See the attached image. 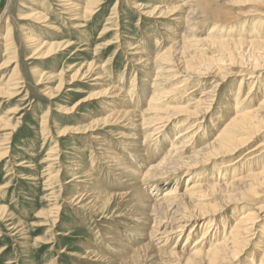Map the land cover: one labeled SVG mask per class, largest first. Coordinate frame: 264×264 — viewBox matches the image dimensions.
Listing matches in <instances>:
<instances>
[{
	"label": "rangeland",
	"instance_id": "obj_1",
	"mask_svg": "<svg viewBox=\"0 0 264 264\" xmlns=\"http://www.w3.org/2000/svg\"><path fill=\"white\" fill-rule=\"evenodd\" d=\"M158 2L166 6L163 0H0V264H118L123 253L116 245L121 247L122 244H116L111 238L116 237L126 243L134 237V233H129L125 225L131 221L129 216L133 214V209H139L130 207V201L136 197L133 194L126 197L116 195L107 208H96L92 214L79 207L89 198L91 188L96 185L111 193L124 192L128 187L129 182L116 178L113 171L102 166V160L94 155L100 154L110 144L126 165L130 166L128 162L134 161L136 168L146 164V170L157 165V169L150 172H160L162 177H145L138 189L153 197L162 196L164 191L176 186L180 191L184 190L188 174L180 179L165 170L168 164H159L164 158L163 152L168 146L171 147L167 141L173 139L175 143L174 137L169 140L156 139V142H150L152 145H142L141 150L144 149V152L139 150L142 156L130 153L131 148L136 150L137 147L125 148L119 143L120 135L132 139L135 133L142 135L145 132L136 120L147 114L143 111L147 107L145 97L148 94L139 93L135 89L140 85L132 86L130 83L132 77L137 76L139 65L136 64L140 63L138 58L141 55L137 49H140L141 44L152 58L159 56L161 60L171 56L175 59L180 46L170 48L169 41H166L170 34L162 28H171L178 35L185 33L171 19L187 15L183 26H187L190 31L184 34L183 40L188 42L187 45L199 40L204 45L200 49L208 56L217 55V52L213 53L214 50L221 52L226 48L225 44L219 42V46H214L206 37L213 35L215 38L229 37L236 40L242 28L241 23L259 17L257 12L264 6V0H183L168 5L170 8L162 17L151 10ZM68 3H74L75 8L71 10ZM86 8L93 10L81 17ZM261 18L264 21V17ZM215 24L219 27L210 33ZM47 25L53 29L47 28ZM225 31H233V35H227ZM260 32L264 34V28ZM11 35L13 40L9 41ZM244 35L249 36L246 32ZM34 37L35 40L44 39L64 45L46 53V48L37 46L38 43L31 40ZM260 38L263 40L260 44L263 45L259 44V48L248 47L251 45L246 42L243 45L233 43L235 63L228 60L217 65L215 68L219 72V80L214 84L204 82L195 87L197 79L185 74L175 77L177 81L187 79L186 86L192 87L189 91L193 93H182V89L171 91V98L182 100L171 101L163 111H176V108L168 109L174 104L182 105L183 109H193V102L202 96L201 92L212 87L214 90V86L219 83L215 99L202 114L203 128L197 138L198 147L194 146L193 150L213 140L217 129L231 115L230 105L238 101L240 90L241 95H248L252 102L251 108L262 102L264 70L254 79L256 83L252 93L247 94L253 84H249L248 77L242 79L243 73L247 74V68L243 66L244 60L241 58L242 49L253 51L264 47V36ZM111 42L116 43L108 47L107 44ZM132 48L135 51L129 50ZM193 62L198 63L199 60L194 59ZM91 64L106 66L107 87L123 84L118 87L124 89L123 92L129 93L130 88L136 91L127 97H117L124 99L121 101L124 104L135 103L134 107L131 106L134 112L111 117L116 118L112 125L106 123L110 118L105 121L96 119L105 115L104 110L112 108L105 101L114 100L113 97L103 95L106 87L88 85L89 78H80L82 71ZM154 66L167 68L165 64ZM151 71L149 65L146 73ZM74 77L76 81L70 83ZM177 81L172 80L173 83ZM172 84L171 87H174ZM88 97L93 99L74 106L79 100ZM101 104L106 109L100 108ZM119 107L126 109L129 106ZM172 130L169 127L166 132L172 136ZM259 142L264 144V133L258 135L251 146L255 147ZM259 154L257 151L252 156ZM93 157L94 160H100L96 165L91 164ZM260 159L257 162L264 164V154L260 155ZM219 162L204 165L198 173L209 178L213 165L218 166ZM249 164L242 167L243 174L248 175L258 169L255 161L251 163V169L248 168ZM251 180L245 184L251 186ZM244 200L228 208L224 204L210 202L216 211L220 207L214 225L219 229L224 224L230 227L246 208L262 211V218L259 219L260 222L264 221V194ZM203 231L201 229V233ZM104 232L107 234L103 235ZM185 239H179L178 244L184 245ZM263 239L264 236L259 234V238L248 246L244 258L254 257ZM172 242L171 245L176 241ZM159 258V264H167L172 260L168 254ZM151 262L144 260L140 264Z\"/></svg>",
	"mask_w": 264,
	"mask_h": 264
},
{
	"label": "bare ground",
	"instance_id": "obj_2",
	"mask_svg": "<svg viewBox=\"0 0 264 264\" xmlns=\"http://www.w3.org/2000/svg\"><path fill=\"white\" fill-rule=\"evenodd\" d=\"M163 1L166 2V6L160 5L161 2H158L151 8L152 13L156 12L160 14L158 17H162L163 14L166 13L165 11L170 8L168 5H174L175 2H183V0ZM68 4L71 10L75 8L74 3L73 5H70V3ZM92 10L93 8L91 10L86 8L84 14H81V17L87 15V12L91 13ZM257 15H259V17L255 16L241 23L242 28L239 30V37L236 36V40H234L235 38L229 37L221 39L218 37L215 38L213 35L210 38L206 37L214 46H219V42H222L226 46L221 52L214 50L213 53L217 52V55L214 56H208L200 49L204 46L200 43L201 41L198 40V42L194 44H190L189 42L187 45L188 42L183 40L184 34L190 31L187 26H183V21L187 20V15L184 17L177 16L171 19L176 27L178 26V29L182 28L185 33L182 32L178 35L171 28H162L163 31L170 34L168 36L169 39L166 38V41H169V47L175 48L180 46L176 50L178 55L175 59H172L171 56H167L166 59L164 57L161 60L158 59L159 56L152 58L150 57V52L143 49L141 44V47L139 46L140 49H137V52H139L138 54L141 55V57L138 58L140 63L136 64L139 65L136 69L137 76L132 77L130 83L132 86L140 85L135 89L139 93L148 94V96L145 97L147 99V107L145 111H143V113L147 112V114L142 115V117L136 120L137 124L142 129H145V132L142 135L135 133L132 139L120 135L118 136V140H120L119 143L125 148L130 146L134 148L137 147L136 150L131 148V151L129 150L130 153L132 155L137 154L138 156H142L143 153L141 155L139 151L143 148L142 145H146L153 140L156 142V139L169 140L168 138L174 137V141L176 142L173 143V139L172 141H167L170 143L169 145H171V147L169 148L168 146V149L163 152L164 156H161L164 158L159 164H168L166 165L168 169L165 170L172 172L180 179L184 175L188 174V176L183 191H180L176 186L175 188H169L164 191L162 196L153 197L150 193L143 192L138 189V187L145 181V177H162L160 172H150L152 169H157V165L151 166L148 170H146V168H148L146 164H141V168H136V165L133 164L134 161L132 163L128 162L130 166L126 165L124 160L120 159L117 155L116 149L111 144L108 145L107 149L103 150L100 148L103 150L100 154L94 152L96 158L102 160V166L112 170L113 172H111L116 178L120 179V181H124L125 183L129 182L127 184L128 187L124 192L111 193L106 192L99 185L93 188L92 186L95 184L90 181L93 185L91 186V193L88 194L89 198L86 199L85 202L83 201L84 203L79 205V207L92 214L96 212V208H102V210L107 208L109 202L116 195H123L126 197L130 196V194L136 197V199L130 201V207H139V209H133V214L129 216L131 221L125 225L126 230L130 231L129 233H134L132 234L134 237L126 243L119 239H115L116 237L111 238L116 244H122H120L121 247L116 245L120 249L119 251L123 253V258L120 259L118 264H140L144 260L148 262L152 261L151 264H159L161 261L159 257L167 254L172 258L167 264H264V239L261 240L260 243L262 244H259V249L256 247L258 250L257 254L254 257L250 254L253 258H244L250 243L258 239L259 234H261L262 237L264 236V221L260 222L259 219L260 217L262 218V211H259L257 208H252L255 209L254 211L246 208V210L238 215L230 227L227 228V225L224 224L222 228L219 229L214 225V222L216 221L215 215L220 212V207H217L216 211L210 206V202L214 201V203L218 202V204H224V207L228 208L231 205L243 203L245 201L244 198H255L264 194V164L257 162L261 161L260 155L264 154V144L259 142L260 144H256L257 146H251L253 140L256 139L258 135L264 133V96L261 100L262 102L258 106L251 108V100H249L248 95H241V88H239L240 91L237 95V102L240 104L236 105V102L233 106L230 105V107H232L231 115L220 128L217 129L213 140L208 144L206 143V145L200 149L196 148L198 147L197 138L203 128L204 120H201L202 114L210 108L211 103L215 99L216 89L219 83L214 86V90L213 87L212 89H204L201 92L202 96L193 102V109H183L182 105L174 104L168 108L170 110L176 108V111H172L173 113L171 111H163L169 106L171 101L182 100L179 98H171V91L182 89V93H187L192 88L186 86L185 81L187 79L185 81H177L178 79L175 77L179 74L189 75V77L197 79L198 82L195 84V87L200 86L204 82L214 84L219 80V72L215 67L228 60L235 63L236 50L231 46L233 43L243 45L245 44L244 42H246L251 45L248 47L258 46V48L263 45L260 44L263 41L260 36H264V34L260 31L264 28V21L261 18L264 17V6L259 8ZM46 19L47 18H45V20ZM187 25L191 26V23ZM217 25L218 24H215V26H213L210 33L217 30L219 27ZM48 27L47 25V28ZM49 28L53 29L52 27ZM244 31L249 35L248 37L244 35ZM225 34L233 35V31H225ZM28 38L30 39V37ZM8 39L9 41L13 40V36H9ZM31 40L38 43L37 46L46 48V53L55 51L54 49L57 46L64 45V43L47 42L44 39L35 40V37L31 38ZM151 40L153 41V39ZM115 43L116 42H111L107 44V46L112 47ZM65 45L69 47V44L65 43ZM9 47H11V45ZM119 47L121 46L119 45ZM129 50L135 51L134 48ZM188 53L194 54L187 55ZM241 58L244 60L242 62L244 64L243 66L247 68L245 71L247 74L243 73L244 76H242V79L248 77V80L250 79L249 84H253L247 93L250 95L256 83L254 79L261 73L260 71L264 70V47L262 49L260 48V50L255 49L253 51L242 49ZM194 59H198L199 62H193ZM154 64H165L167 68L165 66H159V69V67L154 66ZM149 65L152 67V71L147 74L146 69H149ZM104 67L106 66L91 64L85 71H82L80 78H89L90 81L88 80V85H101L106 87L103 95L113 97L114 100L105 101V103L112 105L111 109L107 110L103 104L99 105L100 108L106 109L104 110L105 115L96 119L97 121H105L110 118L106 123L112 125L115 123L114 121L116 118L111 117L117 114L126 116L128 113L134 112L131 108L134 107L135 103L133 105H131L132 102L124 104L121 101L125 100H120L117 97H127L130 94L133 95L136 91L134 92V88H130L129 93L123 92L122 90L124 89H119L123 84L121 86L107 87L106 82H108V79L107 76H105ZM79 70L80 69H78V71ZM174 79H176L177 82L173 83L172 80ZM74 81H76L75 77L70 83ZM170 83H173L172 85L174 87H171ZM240 84L242 85V81ZM123 93L125 94L122 95ZM188 93L193 92L189 91ZM92 99L93 98L89 97L81 99L74 106L77 107L83 102ZM224 103L225 100L223 101V104ZM122 105L129 107L121 109L119 106ZM169 127L173 128L172 136L166 132ZM150 144L152 145V143ZM194 146H197L195 148L196 150H193ZM165 147L167 146L165 145ZM132 149L134 151H132ZM143 150L144 149L141 151L144 152ZM160 150H162V147ZM257 151L261 154L252 156V154ZM240 152L242 153L240 154ZM150 154L152 153L150 152ZM97 159L94 160L93 157L91 164L96 165L100 161H97ZM217 161H220L219 165H213L212 174L208 176L209 178L200 176L198 172L204 165L213 164ZM254 161L256 162L255 166L258 165V169L248 175L243 174L242 171L244 170L242 167L246 166L249 162L248 168L251 169V163H254ZM147 164H150V162ZM161 169L164 168H160V170ZM237 171L241 172L237 173ZM131 175H134V178H131ZM250 180L252 181V185H246L245 182ZM116 185L117 184H115L114 187H116ZM110 188L111 187H109V189ZM121 190L122 189H120V191ZM132 191H134V193H131ZM99 199L107 203L100 202ZM143 208H146V210H141ZM144 224L146 225L144 226ZM104 226H106V228L108 227L107 224H104ZM201 229H204L202 233ZM106 234V232L103 233V235ZM181 238H186L184 245L178 244ZM174 240L176 242L171 245ZM153 259L155 260L153 261Z\"/></svg>",
	"mask_w": 264,
	"mask_h": 264
}]
</instances>
